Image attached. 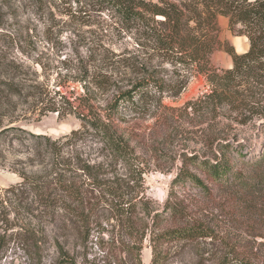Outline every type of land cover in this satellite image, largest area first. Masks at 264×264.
Returning a JSON list of instances; mask_svg holds the SVG:
<instances>
[{"label":"rangeland","instance_id":"obj_1","mask_svg":"<svg viewBox=\"0 0 264 264\" xmlns=\"http://www.w3.org/2000/svg\"><path fill=\"white\" fill-rule=\"evenodd\" d=\"M219 25L224 46L211 63L221 73L232 67L227 48L243 54L249 40L228 18ZM137 63L186 86L176 97L157 94L161 102L142 114L123 115V128L137 132L129 136L135 165L113 158L92 134L66 139L84 130L83 98L104 105ZM100 79L108 81L101 89ZM237 81L248 107H205L214 89L208 75L163 57L152 38L98 0H0V264H153L159 238L184 227L212 235L161 244L163 264H264V205L235 210L228 190L211 197L175 185L181 169L202 177L195 162L219 161L222 145L244 174L264 175V162L251 168L264 160V88ZM46 138L64 144V162L78 158L98 180L126 188L131 215L118 220L113 200L92 195L96 180L78 170L69 175L92 208L84 223L56 180Z\"/></svg>","mask_w":264,"mask_h":264},{"label":"trees","instance_id":"obj_2","mask_svg":"<svg viewBox=\"0 0 264 264\" xmlns=\"http://www.w3.org/2000/svg\"><path fill=\"white\" fill-rule=\"evenodd\" d=\"M98 1L117 12L124 22L152 38L163 57H168L181 67L196 69L208 75L214 89L206 95L204 103L201 100V105L248 107V104L239 98L241 90L237 89V80L243 81L246 86L264 88V0ZM221 17L229 19L233 33L248 38L249 49L243 54H238L233 46L228 47L226 51L232 57V67L218 73L213 71L211 60L214 52L224 46L220 40L219 19ZM132 69L133 77L131 76L128 82L121 81L116 85L112 95L103 100L104 105L99 103V106H95L85 97L83 98L81 107L86 112L79 113L78 117L82 120L84 130L73 131L65 138L73 140L78 136H84L85 133L92 134L100 139L109 155L127 165L134 166L130 158V151L133 149L131 139H136L137 132L134 128H123V124L128 126L130 123L123 118V115L128 112L134 115L146 112L149 102L157 100V94L178 96L184 90L186 82L183 78L175 83L169 82L168 78L159 77L158 71L150 73L148 67L140 63L134 64ZM105 83L107 84L108 81L100 79L99 89ZM10 90L18 95H22L23 91L19 85L15 84ZM159 98L161 97H158V101L161 102ZM46 141L52 150L55 173L59 172L56 180L63 187L64 193L66 192L67 199L72 200L71 202L76 206L80 205L77 209L83 210L84 223L89 220L92 208L86 206L91 201L87 203V193L84 194L69 175L78 170H85L96 180L92 184L93 190L90 192L92 195L98 192L113 200L112 205L118 220L123 221L131 215V202L129 198H126L128 197L126 188L123 189L121 185L113 186L105 180H98L92 172V167L88 163L83 164L78 158L64 162L62 156L64 144L49 138H46ZM227 148L228 146L222 145V151L225 152L219 161L207 159L195 162L202 177L188 169H181L175 185L184 187L190 183L211 197L219 190H228L236 201L235 210L241 208L244 211H250L253 207L263 206L264 175L254 176L253 171L244 174L241 169H238ZM263 162L264 160L253 161L251 168L257 171ZM85 209L88 211L85 212ZM210 235L212 234L206 233L202 228L184 227L163 234L159 238V245L161 247V244L177 240H197ZM160 247L155 251L153 264H163Z\"/></svg>","mask_w":264,"mask_h":264},{"label":"bare ground","instance_id":"obj_3","mask_svg":"<svg viewBox=\"0 0 264 264\" xmlns=\"http://www.w3.org/2000/svg\"><path fill=\"white\" fill-rule=\"evenodd\" d=\"M244 43H245V42H244ZM246 45H247V44H246ZM244 46H245V45H243V46H239V49H244Z\"/></svg>","mask_w":264,"mask_h":264}]
</instances>
